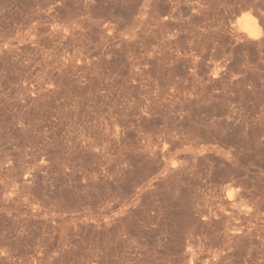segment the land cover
I'll use <instances>...</instances> for the list:
<instances>
[{
    "label": "rangeland",
    "instance_id": "rangeland-1",
    "mask_svg": "<svg viewBox=\"0 0 264 264\" xmlns=\"http://www.w3.org/2000/svg\"><path fill=\"white\" fill-rule=\"evenodd\" d=\"M0 264H264V0H0Z\"/></svg>",
    "mask_w": 264,
    "mask_h": 264
},
{
    "label": "bare ground",
    "instance_id": "bare-ground-1",
    "mask_svg": "<svg viewBox=\"0 0 264 264\" xmlns=\"http://www.w3.org/2000/svg\"><path fill=\"white\" fill-rule=\"evenodd\" d=\"M246 21L248 22V26H250V25L253 26L252 30L256 29V20L251 15L246 16ZM248 32L250 33V35L253 34V32L252 33L250 31H248ZM252 36H254V34Z\"/></svg>",
    "mask_w": 264,
    "mask_h": 264
}]
</instances>
